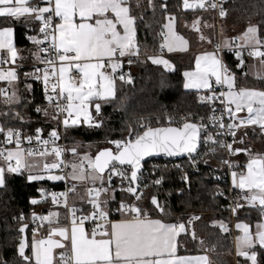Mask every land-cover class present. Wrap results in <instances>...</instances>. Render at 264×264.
I'll list each match as a JSON object with an SVG mask.
<instances>
[{"label":"snow or ice","instance_id":"obj_1","mask_svg":"<svg viewBox=\"0 0 264 264\" xmlns=\"http://www.w3.org/2000/svg\"><path fill=\"white\" fill-rule=\"evenodd\" d=\"M147 3L154 7L153 0H147ZM139 6L140 0H136L135 5L132 0H0V18L5 22L23 20L27 25L35 21L39 25L36 34L28 35L27 39L36 47L33 58L43 67H34L32 72L25 73V77H34L43 86L47 106L43 109L37 106V112L42 111L64 128L80 124L102 127L103 122L97 117L103 103L116 99L117 79L129 84L133 82L131 74L123 71L125 60L131 65L141 56L137 20L142 17L134 14V8ZM182 6L184 9L211 7L218 9L221 17L226 15V10L216 0L209 3L183 0ZM161 7L167 13V7L163 4ZM165 18L167 23L163 29L166 31L159 33L163 38L159 45L161 53L164 49L172 52L186 47L187 41L173 30L175 17L167 15ZM198 20L194 21V26ZM13 32L11 26H0V52L4 53L0 55V81L13 89L9 95L8 87H0V100L5 105L21 102L15 90L18 50L13 42ZM201 39L206 37L201 36ZM236 41H242V44ZM222 48L234 52L239 60L237 68L244 64L242 51L259 58L264 66V36L260 26L255 24H249L241 36L225 38L222 43L214 44L212 51L196 55L195 66L183 72V87L206 92L198 99L210 106L208 123L204 117L193 121L191 113L178 118L165 113L164 123H161V117H156L157 126L140 117L135 127L129 125L126 134L107 141L109 146L99 148L94 155L81 154L76 146L66 148L59 144L60 133L55 127L45 138L42 135L44 129L40 127L28 134L20 128L0 125V187L5 186L6 173L26 174L28 182H66L62 192H50L41 187L36 190L39 199H30L32 205L49 199L51 205H62L67 213L63 223L58 211L32 212L35 226L31 228L29 243L25 235L28 225L23 222L24 214H20L18 231L21 235L16 251L22 264H211L206 254H177V237L181 233L188 234L192 222L199 217L191 216L186 224L179 219L166 222L153 218L136 202L126 203L123 199L117 207H109L110 201L115 202L114 196H109L116 190L111 187L113 177L127 181L128 187H121V191L132 194L138 201L142 198L138 194L142 192L138 181L145 157L154 153L191 155L197 151L201 139L205 144L219 145L229 155L243 152L247 156L243 166L222 161L229 169L234 166L240 169L230 173L232 186L240 191L235 203L229 205L231 212L236 214L244 206L239 202L242 199L247 206L258 208L260 216L254 230L248 223H236L240 235L235 237V248L236 254L245 258V264H264V152L253 153L250 148L234 147L235 129L255 125L264 132V89L237 88L235 73L219 55ZM146 59L162 65L165 70L174 67L162 54L147 55ZM258 78L264 79V75L258 74ZM26 88L32 90L31 85ZM217 101L222 110L214 106ZM93 109L96 116L92 114ZM217 111L220 115H216ZM14 115L23 121L18 112ZM209 124L215 132L209 131ZM225 135L232 136L233 142L225 143L219 139ZM240 143H243V137ZM66 152L72 159L64 158ZM182 179L187 183V174ZM68 182H71L70 187ZM161 182L162 177L153 181L156 185ZM82 184L91 185L85 188L86 198L79 196L81 202L90 205L91 210L87 213L76 208L74 202L69 203V195L78 196L77 187ZM151 203L163 213L155 195L151 196ZM77 212L81 214L77 215ZM114 212L120 215L119 219L112 218ZM45 223L46 234L41 236L39 230ZM213 224L219 225L223 232L228 231L223 221H213ZM191 235L193 240L197 239L194 231ZM29 248L30 254L26 252Z\"/></svg>","mask_w":264,"mask_h":264},{"label":"trees","instance_id":"obj_2","mask_svg":"<svg viewBox=\"0 0 264 264\" xmlns=\"http://www.w3.org/2000/svg\"><path fill=\"white\" fill-rule=\"evenodd\" d=\"M135 2L136 0L132 1L133 5ZM162 4L167 7V13L161 7ZM182 4V0H153L154 7H149L147 0H140V6L134 8V14L142 17L137 20V40L141 46V53L160 51L157 34L163 30L167 15L188 20L200 16L199 12L202 13V10L185 11ZM225 7L226 15L222 17L225 28L245 29L249 24H255L260 26L261 35L264 36V0H226ZM207 9L209 11L206 14L209 17L212 16L211 9ZM0 26H11L14 29L15 47L18 50V59L15 63L23 64L35 60L32 53L36 51V47L27 39V36L36 34L39 27L38 22L33 21L25 25L23 20L5 22L0 18ZM212 42L213 45L216 43ZM167 57L174 66L171 70H165L164 67L155 65L146 58L134 60L131 65L124 62L123 69L128 68L133 82L129 84L117 79L116 99L110 103H103L101 114L97 117L103 122L102 127H89L80 124L65 128L66 146L69 148L76 146L77 151L81 152L87 145L91 146L89 150L94 153L100 146L99 144H106L109 140L121 138L122 134L127 133L129 125L135 127L140 117L151 121L152 126H157L156 117H161V123H164L165 113L174 117L188 113L207 115L210 106L197 99L198 91H188L183 87L182 71L193 66L194 57L192 54L176 53L168 54ZM225 60L231 68L236 61L235 58L227 56ZM25 70L26 68H23L18 72V80L15 82L21 102L5 105L0 100V125L6 128H20L25 133L40 127L44 129L43 133L47 134L57 123L48 116L42 117L36 114L34 105L42 98L41 85L39 82H32L25 77ZM237 77L245 87L264 89V79H254L242 75H237ZM5 84L0 81V87H5ZM26 85H31L32 90H27ZM16 112L23 117V121L16 118L14 115ZM92 114L96 116L94 109ZM241 137H243L241 148H250L251 151L258 153L264 152V132H261L260 128L240 129L236 135L237 141H240ZM222 156L220 151L208 152L198 170L188 173L187 183L180 179L179 169L166 168L160 171L163 175L161 184H148L149 186L143 189L142 198L137 201V204L147 210L151 216L164 214L167 216V220L171 221H174L178 215H182L184 218L187 213L198 212L199 219L192 222V229L189 233H181L177 237V253L182 255L202 253L208 256L211 264H234L231 232L229 230L223 232L219 225L213 224V221H223L227 225L229 221L228 214L222 212L225 200L216 189L219 182L217 176H225V174L223 175L224 171L218 168ZM235 156L234 164L243 166L246 158L241 156L236 162ZM149 162L150 160L144 165ZM234 168L239 169L235 166ZM5 181V186L0 187V262L2 264H22L16 251L21 235L18 231L21 223L20 214H24L23 222L28 225L26 236L30 241L31 228L34 225L30 214L36 206L30 203V199H39V194L36 191L38 188L52 187L56 189L60 187V183L48 180L28 182L25 174L7 173ZM222 182L223 188L226 187L228 184L226 177ZM111 187L115 189V181H112ZM152 195L157 197L163 208V213L152 205ZM109 196L115 198V202L110 201V208L117 207L121 199L126 201L130 197L120 190L110 192ZM42 203L51 205L50 200ZM77 207L87 212L90 205L81 202ZM259 219L258 208L247 205L238 209L237 213L233 215L234 221L246 222L251 228ZM192 231L197 237L195 240L192 238ZM200 241H203V244ZM26 252L30 254V248L26 249Z\"/></svg>","mask_w":264,"mask_h":264},{"label":"built area","instance_id":"obj_3","mask_svg":"<svg viewBox=\"0 0 264 264\" xmlns=\"http://www.w3.org/2000/svg\"><path fill=\"white\" fill-rule=\"evenodd\" d=\"M217 3L220 4V6L226 10V7H225V2L226 0H216ZM209 3V2H208ZM209 9H211L214 14H216L217 16L221 17L219 15V10L218 9H213L211 7H207ZM232 37H239V35L237 33H231V35L228 37V38H232ZM157 39L159 42H161L162 40V37L159 35V33L157 34ZM237 43H241V41H236ZM217 43H222V41H218ZM208 50H213V47L209 48ZM242 53L244 54H248L247 51H242ZM153 54H162V55H167L168 53L163 50V52L161 53V51L159 52H148V53H141V56H140V59L142 58H146L147 55H153ZM219 55L221 56V58L224 60V62L226 63V60H225V57H230V58H235V54L234 52H229L227 49H221ZM125 63L127 64V61L125 60ZM239 63L238 60L235 61V63L233 64L232 68L229 67L230 71L234 72L235 75H242L243 74V70L241 69V67L237 68L236 65ZM227 64V63H226ZM228 65V64H227ZM34 67H43L42 64L38 61V60H33L32 62H28V63H23V64H20V63H16V68H17V73L23 69V68H26L25 72L24 73H30L33 71V68ZM234 69V70H233ZM123 71L125 73H129V70L128 68L126 69H123ZM29 78V80H31L32 82H39V81H36L34 79V77H27ZM40 83V82H39ZM41 85V92H42V98L40 101H38L37 104H35L34 106V110L36 112V114L44 117L45 115L43 114V112H37L36 111V107L37 106H40L41 109L45 108L47 106V103L46 101L44 100V95H43V86L42 84L40 83ZM217 91H220V89L217 87ZM200 95H206V92L205 91H201V92H197L196 94V97L198 99V97ZM204 104V103H203ZM217 109H221V106L219 104V102H215V105H214ZM222 110V109H221ZM210 114V111L207 115H196V114H192V119L193 121H195L196 119L200 118V117H204L205 118V122H207V116ZM184 115H187V114H182V115H179L180 116H184ZM216 115H220V111H217L216 112ZM178 118V117H177ZM62 119V117H61ZM144 122H149L147 120H144ZM165 122V121H164ZM224 122L225 124H227L229 121H228V117L227 115L225 114L224 116ZM233 123H236V121H232ZM55 128H57V131L60 133V139L58 141L59 144H61L62 146L66 147V148H69L66 146V143H65V133L64 132V127L61 126V125H56ZM239 128L235 129V132H236V135L237 133L239 132ZM209 131H212V132H215V128H213L210 124H209ZM32 132H29L28 134H31ZM42 135L47 138V134L45 133H42ZM219 139H223L225 141V143H231L233 142V137L230 136V135H225L223 137H219ZM237 145V139L235 137V143H234V147H236ZM211 148H215V151H220L223 156H222V160L220 162V165L218 168H220L221 171H224L223 175L225 174V176H217V178L219 179V182L217 183L216 185V189H217V192L220 194L222 193V195L220 194V196L223 197V199L225 200V203L222 207V212H226L228 214L229 217H233V213L231 212L230 208H229V205L230 204H234L235 201L237 200V198L240 196V191L239 189L238 190H235L234 188L231 187L229 181H228V173L230 170L232 169H229L228 165L222 163L223 160H229V161H232L233 162V158L235 156L234 155H229L228 152L226 151V149L224 148H221L219 147V145H213L211 142L208 143V144H205L203 143V140L201 139V142L199 143V148L198 150L194 153V155L192 157H187V158H181V160H170V159H167V160H162V159H151L150 162L146 165H144L145 163H143L142 165V172L139 173V177H140V181H138V185H139V188L143 189L145 188L144 186L147 185V187L149 186L148 184H152L154 185L153 181L158 179V178H161L163 175L160 173V171L166 169V168H173V169H179L180 170V179H182L183 175L184 174H187L188 173H194L195 171L198 170L199 168V165L200 163H202L205 159V155L210 152V149ZM70 153H65V159H67V157H69ZM193 161H195V165H193ZM226 177V181H228V184L226 187L223 188V179ZM112 181H115V189L116 190H120L121 191V187L123 188H127L128 187V183L127 181H121V179L119 177H113V180ZM58 183H60V187L59 188H52V187H49L47 188L48 191L50 192H62L65 190V187H66V182L65 181H58ZM156 185V184H155ZM67 186L70 187L71 186V182H68L67 183ZM91 186V185H89ZM87 186V187H89ZM123 194L125 195H128L130 196L125 202L126 203H131V202H136L137 203V200L135 198V196H133L132 194L126 192V191H121ZM142 192L138 193L139 195H141ZM71 196L72 194L69 195V203L72 204V202H70L71 200ZM50 200V199H49ZM242 205L246 206L245 202L241 199L239 201ZM61 207L64 209V207L61 205ZM77 208V207H76ZM91 208H89L88 211H90ZM87 211V212H88ZM64 212H65V215L67 214L66 213V210L64 209ZM85 212V213H87ZM81 213L80 212H77V215H80ZM199 213H187L185 214V217L183 218L182 215H178L175 219V222L177 221V219H179L180 221L184 222L185 224L187 223L188 219L191 217V216H197L198 217ZM120 217V215L118 213H113L112 214V218H118ZM89 227H91V225H89ZM240 261L237 259L235 260V264H239Z\"/></svg>","mask_w":264,"mask_h":264},{"label":"crops","instance_id":"obj_4","mask_svg":"<svg viewBox=\"0 0 264 264\" xmlns=\"http://www.w3.org/2000/svg\"><path fill=\"white\" fill-rule=\"evenodd\" d=\"M132 1H135V0H132ZM182 2H183V0H182ZM208 2H210V0L208 1ZM208 2H206V3H208ZM184 10V9H183ZM188 10H190V11H196V10H202V13H200L199 12V15L201 16V18H202V21L203 22H206L207 20L205 19V17H204V15H202V14H206L209 10L207 9V8H204V9H200V8H195V9H185V11H188ZM211 12H212V14L213 15H215V16H217L216 14H214V12L212 11V10H210ZM176 20V23L178 24L181 20H182V18L181 19H175ZM201 27H203V24H202V26ZM247 27V26H246ZM246 27H245V29H246ZM203 29V28H202ZM245 29H242V31L241 32H238V35L239 36H241V34L244 32V30ZM177 30L179 31V33H180V35L187 41V46H188V48H187V50H186V52H184V53H188V54H190V53H192L193 51H198V52H200L201 50H204V49H209V48H204V49H198V48H196V46L198 45V42L196 41L197 40V36L195 35V34H191L190 32L187 34V32L185 33L184 32V30H183V28L182 27H180V26H178V28H177ZM193 33V32H192ZM189 36V38H188V36ZM225 38H227V37H224V39ZM13 42H14V45H15V37H14V32H13ZM242 42V41H241ZM166 52H167V49H164ZM176 53H180V51L179 50H174V51H172V52H168V54H176ZM167 54V55H168ZM0 55H4V53L3 52H0ZM167 55H164V56H167ZM242 58H243V60H244V64L243 65H241L240 67H241V69L243 70V74H242V76H250L251 78H254V79H259L258 78V74H261V75H264V66H262L261 64H260V61H259V58H253V57H251V56H249L248 54H244V53H242ZM236 60H238V59H236ZM239 61V60H238ZM247 74V75H244V74ZM183 83H184V81H183ZM5 87H10V86H7L6 84H5ZM236 87L237 88H239V87H245V86H243L242 85V83H240L239 82V80H238V77L236 76ZM248 87V86H247ZM252 88V87H251ZM186 90H188V91H192V90H196V89H186ZM197 91V90H196ZM200 91H204V90H200ZM245 114V113H244ZM249 127L250 128H259L258 126H255V125H249ZM249 127H245V126H243V127H240L239 129H241V130H244V129H246V128H249ZM0 139H2V138H0ZM241 145V143H240V141L238 140L237 141V145H236V147H241L240 146ZM253 152V151H252ZM253 153H258V152H253ZM241 156H244L245 158H246V160H247V156L243 153V152H241V153H237L236 154V156H235V159H236V162H237V160H238V158H240ZM246 160H245V162L244 163H246ZM235 162V163H236ZM233 170H235V171H239V169H235V168H233L232 170H230L229 171V173H228V181H229V183H230V185H231V187L232 188H234L233 186H232V178H231V171H233ZM53 182H56V181H53ZM235 190H238V189H236V188H234ZM72 198V197H71ZM70 202H72L71 200H70ZM75 207H77L79 204H81V200L80 199H77V200H75ZM73 203V202H72ZM52 206H54V205H45L44 203H38L36 206H35V208L33 209V212H36V213H39V214H46L47 213V211H49L51 208H52ZM54 209H53V211H58L59 213H60V219H61V222L63 223L64 222V217H65V212H64V209L62 208V207H57V206H54L53 207ZM78 208V207H77ZM78 209H80V208H78ZM52 210V209H51ZM153 218H161V219H164L166 222H175V220L174 221H171V220H167V216L166 215H164V214H159V215H155V216H152ZM120 217H118V218H113V219H119ZM240 221V220H239ZM238 221H234L233 220V217L231 218V217H229V221L227 222L228 224H227V228H228V230L231 232V237L233 238V263L235 264V260H239L240 261V263L239 264H245V258L244 257H240V256H238L237 254H236V248H235V243H236V241H235V237L237 236V232H238V230L239 229H237L236 227H235V225H236V223H237ZM243 222V221H242ZM37 223H39V221H37ZM35 225H33V227H34ZM46 229H47V225H46V223H45V225H44V227L43 228H41L40 230H39V233H40V235L41 236H43V235H45L46 234ZM253 230H254V227L252 228ZM31 235L32 234H30V241H31ZM234 236V237H233ZM30 241H29V243H30ZM178 254V253H177ZM199 254H202V253H199ZM178 255H182V254H178ZM185 255H198V254H185Z\"/></svg>","mask_w":264,"mask_h":264},{"label":"rangeland","instance_id":"obj_5","mask_svg":"<svg viewBox=\"0 0 264 264\" xmlns=\"http://www.w3.org/2000/svg\"><path fill=\"white\" fill-rule=\"evenodd\" d=\"M208 1L209 0H206V2H208ZM182 8H183V6H182ZM202 15H204L205 19L207 20L206 22H203L202 21L201 16H196V17H194L192 19L189 18L188 20L182 19L178 24L176 23V20H174V22H173V30L176 32L177 35L181 36L180 33H179V31L177 30L178 26H180V27L183 28V30H184L185 33L187 32V34H188L190 32L192 35L195 34L197 36V40L196 41L198 42V45L196 46V48H198V49L211 48V47L214 46L212 44L213 43L212 41L216 42L214 44H217L218 41H222L223 42L224 37H227L228 38L231 35V33H237L238 34V32H241L242 31V29L239 28V27L238 28L237 27L225 28V26L223 24L222 17L215 16L213 14L210 17L208 16V14H202ZM197 18H199V20L196 23V25L194 26V21H197ZM165 23H167V20H166ZM202 24H203V27H201ZM163 31H166V30L163 29ZM201 36L206 37V39H201ZM188 38H189V36H188ZM209 41H211V43ZM161 42H162V40H161ZM187 48H188V46L186 45V47H184L182 49L181 48H177V50H179L180 53H184V52H186ZM205 51H211V50L204 49V50H201L200 52H198V51L195 50V51H193L191 53L192 56L194 57L193 66L191 68H193L195 66V57H196V55H198L200 53H203ZM167 53H168V51H167ZM164 58H166V59H168L170 61V59L167 56H164ZM160 66H162V65H160ZM162 68H163V66H162ZM186 70H189V69H186ZM184 71H182V72H184ZM235 76H237V74ZM12 90H13L12 87H9L8 88L9 95H11ZM15 90H16V88H15ZM245 114L244 113H238L237 115H245ZM245 127H249V125L248 126H245ZM99 145L100 146L98 147V149L101 148V147H108L109 146L107 143L106 144L105 143H101ZM85 146H86L85 149L80 152L81 154L84 153V152H89L92 155L95 154V152L92 153L89 150V146H87V145H85ZM70 159H72V158L71 157H69V158L67 157V160H70ZM56 174H60V173H56ZM87 186H89V185H86V184L79 185L77 187V193L79 195L78 196H75V197L72 195L71 196L72 197L71 198V201L74 202V203H76L75 200L79 199V196H85V198H86L85 188H87ZM53 207L54 206H52V208H51L52 210L54 209ZM244 223H246V222H244ZM256 223L253 225L254 228H255ZM236 234H237V236L240 235V230H238V232Z\"/></svg>","mask_w":264,"mask_h":264},{"label":"water","instance_id":"obj_6","mask_svg":"<svg viewBox=\"0 0 264 264\" xmlns=\"http://www.w3.org/2000/svg\"><path fill=\"white\" fill-rule=\"evenodd\" d=\"M198 148H199V145H198ZM194 153H192L191 155H189L187 153H181V154H178L176 156H168V155H165L163 153H154L151 156L145 157L144 160L142 161V165H143V163H145V162H147V161H149V160H151L153 158L162 159V160H167V159H170V160H181V158L192 157L194 155ZM138 187H139V185H138ZM25 235H26V233H25Z\"/></svg>","mask_w":264,"mask_h":264}]
</instances>
